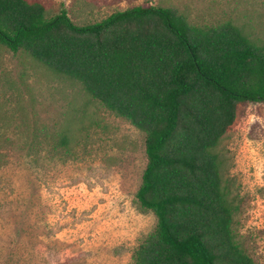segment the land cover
<instances>
[{
  "label": "trees",
  "instance_id": "obj_1",
  "mask_svg": "<svg viewBox=\"0 0 264 264\" xmlns=\"http://www.w3.org/2000/svg\"><path fill=\"white\" fill-rule=\"evenodd\" d=\"M0 46L77 82L145 135L136 199L156 225L131 264H259L234 229L217 147L239 105L264 104V42L233 20L194 25L173 8L77 25L63 8L0 0Z\"/></svg>",
  "mask_w": 264,
  "mask_h": 264
},
{
  "label": "rangeland",
  "instance_id": "obj_2",
  "mask_svg": "<svg viewBox=\"0 0 264 264\" xmlns=\"http://www.w3.org/2000/svg\"><path fill=\"white\" fill-rule=\"evenodd\" d=\"M36 1L77 25L173 8L194 25L233 20L264 42V0ZM144 148L145 135L80 84L0 46V264H131L156 225L136 199ZM217 152L234 229L264 264V104L238 106Z\"/></svg>",
  "mask_w": 264,
  "mask_h": 264
}]
</instances>
